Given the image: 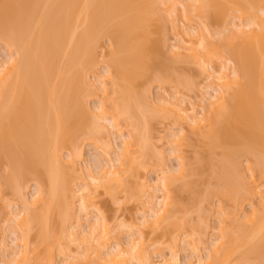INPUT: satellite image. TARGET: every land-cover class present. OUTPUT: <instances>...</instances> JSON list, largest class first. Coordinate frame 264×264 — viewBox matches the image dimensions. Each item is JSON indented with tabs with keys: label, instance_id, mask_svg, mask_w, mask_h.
Masks as SVG:
<instances>
[{
	"label": "bare ground",
	"instance_id": "1",
	"mask_svg": "<svg viewBox=\"0 0 264 264\" xmlns=\"http://www.w3.org/2000/svg\"><path fill=\"white\" fill-rule=\"evenodd\" d=\"M261 2L262 0H233V2L230 0H195V4L192 3L198 17L207 16L220 19L232 10L237 12L241 18H249L251 20L249 23L256 25V28L250 32L238 31L236 34L242 41L238 45L234 44L233 48L230 40L223 39L225 42H221L224 43L221 49L223 53L227 52L230 55L229 59L231 58L232 61H230L236 67L234 77L230 79L220 72L218 78H215L218 83L215 84L218 87L217 92L221 95L219 94L217 98L212 96V99L215 100L213 102H210L211 98L209 99L210 111L208 107L207 117L197 120L195 115L189 116L191 124L187 123L197 131L204 123H207L209 127V132L199 134L204 140L207 139V151L200 156L203 165L199 162L200 160L198 161L204 166V169L212 170L215 167L210 153L214 148L225 149L220 158L221 161L219 159V163L216 164L218 168L216 171L219 172V175L217 172L213 175L218 178L216 183L214 181L215 186L213 185L209 192L219 195V197L220 195L221 197H237L240 181L235 175L238 169L234 161L241 154L255 156L258 169L264 170V10H259ZM187 7H189L188 10L191 9L190 5ZM150 8V4L144 5L143 0H0V40L9 49L15 51V57H12L8 70L5 69L4 74H1L2 71L0 73V163H5L8 169L7 174L3 176L4 179L2 177L4 181L2 184L7 186V189H10L11 193L17 197L22 196V200L25 202L27 201L26 198L24 199V188L29 178L35 180L40 187L42 186L41 188L46 187L42 194L40 189V192L36 194L38 196L34 197L33 202H36L34 205L38 206L37 210L33 209L32 212L29 207L30 211L24 218L16 217L20 219H14L17 220L15 224L18 223L17 226L15 225L16 228L18 227L20 233L22 232V240H20L23 241V251L17 259L14 257L15 259L9 264H52L51 253L54 244L52 246V243L49 244V242L57 241L55 246L58 245L56 230L59 229L58 232L61 233L58 226H63L64 218L68 217L65 215L67 214L65 213L67 211L65 210V192L69 188L63 172L61 157L58 154L63 148H68L75 151H72L74 154L76 153L75 156H80L79 143L87 137L97 139L95 137L99 131L96 130L97 123H94V128L90 127L89 121L85 117V104L81 93H83L86 69L94 60L92 54L95 49L94 45L97 44L101 35L107 36L114 48L108 67L110 65L116 75V82H112V87L114 86L113 93L117 94V97L112 103L113 113L111 112V116H109L110 113L107 114L105 110L103 111V107H101L102 112L100 113L105 120L107 118L110 120L109 124L112 127L117 128L122 122L121 120L124 119L122 123H132L138 137H136V132H133L132 135H128L129 141L126 139L127 142H124L123 138L124 143L121 144L122 148L120 149L122 151L118 150L120 154H117L116 157V165H120L118 172L114 170L115 172L110 173L107 170L110 174L106 175L99 170V173L101 171L99 178L96 173L93 181L94 183L98 182L95 184L97 187L101 186L100 188H109L112 182L114 184L122 182L118 178V173H121L120 169L125 170V166L132 169V161L133 163L135 161L132 157L134 155L130 152L131 145L142 148V150L138 149L140 151L138 153L143 154L141 159L145 158L146 160L149 156L150 153L147 151H150V147L148 148L149 144L147 146L148 138L145 136L146 127H144L147 120L141 115L143 112L140 113L143 109L142 98L140 99L137 95L132 98L127 93L131 86L135 85L136 87L139 80L140 82L141 79L150 82L155 81L157 77L159 61L156 62V59L160 60L157 57H161V55L157 41L150 38L151 33L147 26L146 14H150ZM185 10L188 11L186 7ZM258 11L263 14H261L262 18L256 14ZM206 44L209 43L206 42ZM206 44H203L199 57L195 56V58L211 63L214 58L222 56L221 49L218 50L211 46V43ZM229 46H231V50H229ZM180 49L186 50V47L179 44L176 50ZM190 50L194 51L193 48ZM161 58L163 59V57ZM157 79L160 82L171 80V78ZM239 79L242 80L241 83ZM104 90L106 89L104 88ZM229 91L231 92L229 93ZM159 102L163 101L160 99ZM164 102L162 104H165ZM210 115L211 117L208 118ZM118 118L120 119L118 120ZM142 119L144 120L142 121ZM89 120L92 121V119ZM182 131H179V134ZM84 134H87L86 137ZM144 137L147 141L144 140ZM183 137H175L180 143L175 139L176 146L181 145L184 141ZM79 138L81 139L79 140ZM133 141L138 145L133 144ZM176 149L174 148V150ZM147 153L148 156H146ZM134 158L136 159L135 156ZM179 161L177 172H179V177H183L185 165L182 158ZM114 165L112 168H116ZM107 171L105 170V172ZM167 179L169 178H163L161 185L158 182L161 187L159 191L162 192L160 197L164 201L160 199L161 202H158L160 204H157V210L150 211V219H154V222L152 220L154 226H150L152 228L158 229L160 223L170 218L169 205L171 204L170 201L169 204L166 201L169 200L168 197L170 198L168 193L172 183H169L170 181ZM154 197L157 198V195ZM49 213H52L54 217L52 215V217H48ZM144 222L146 223V221ZM34 224H40L39 229L41 230H39L37 239L47 245L45 248L47 253L41 257H39V253L33 254L39 256L31 259L28 257L29 251L26 243L29 241V231ZM97 225H100L101 228ZM97 225L95 227L99 228L100 233L106 230L104 223H97ZM243 225L238 226L234 235L222 229V242L213 245L214 252L212 255L208 254L206 263L197 260L195 263L230 264L232 258L239 254L242 262L264 264V211L261 215L252 213L246 218ZM171 226L175 230L180 228L176 224ZM93 228L94 226L92 230ZM18 230L16 231L18 232ZM17 232L16 234H18ZM94 232L92 231L89 237H93ZM76 236L74 238L78 239ZM133 246L130 249L135 250L136 248L137 252V246ZM33 251L37 253L35 249L31 250V252ZM123 253L122 250L117 249L113 253H109L104 264H127ZM193 253L195 255V252ZM133 255L136 257L131 254L129 262L134 260L137 264H152L147 260V256L143 257V254ZM100 258L97 254L95 260L91 261L86 256V260H90L91 264L101 263ZM170 258L168 261L164 259V263L160 264H180L175 252H171ZM77 261L79 260L77 259ZM86 262L82 263L88 264ZM193 262L189 261L184 264H194Z\"/></svg>",
	"mask_w": 264,
	"mask_h": 264
},
{
	"label": "rangeland",
	"instance_id": "2",
	"mask_svg": "<svg viewBox=\"0 0 264 264\" xmlns=\"http://www.w3.org/2000/svg\"><path fill=\"white\" fill-rule=\"evenodd\" d=\"M167 1L143 0L144 5L149 3L151 7L150 14H146L148 18L147 26L151 33L150 38L157 41L158 50H160V55L163 59L160 56L157 57L160 60L156 59V62L159 61V66L156 64L158 70L155 81L145 82V80L141 79V82L139 80V84L137 83L136 87L135 85H133L134 87L131 86L127 93L132 98L136 95L140 99L142 98L143 109L140 113L143 112L141 115L147 120L144 127H146L145 132L147 134L145 133V136L149 142L145 140L146 137H144V140L147 141V146L149 144L148 148L150 147V151L147 152L150 153V157L147 153L146 156L148 157L146 160L145 158L144 160L141 159L143 154L140 155L141 153H138L140 152L138 149L140 150L141 147L137 148L135 145H131L130 152L136 157L135 159L132 156L133 160H135L134 163L132 161V169L126 166L125 170L123 169L124 172L120 169L121 173H118V178L122 182H116L115 184L112 182L114 186L110 184L109 188H100L101 186H98V188L97 184H95L98 182L94 183L93 178L96 173H98L99 178L101 171L106 175L107 173L109 175L114 170L119 171L118 167L120 165H116L117 154L122 151L120 150L122 143L127 142L128 135L130 136L134 132V127L130 121V124L128 122L126 124L122 123L125 119L121 120V123L118 122L120 125L117 128L112 127L109 124L110 120L108 118L105 120L102 113H100L102 112L101 107H103V111L105 110L107 114L110 113L109 116H111L112 103L115 102V97H117V94L113 93L114 86L112 87V82H116V75L110 65L108 67L114 48L110 39L104 35H101L97 44L94 45L95 49L92 53L94 60L86 69L85 83L82 87L83 93L81 95H83V103L85 104L87 115L85 117H87L90 127L94 128V123L96 122L98 128H95L99 131L95 140L94 137H92L93 140H91V137L85 138L88 132L86 135L84 134L85 137L83 138L85 140L82 139L83 141L81 140L82 142L79 143L80 156H75L76 153H73L75 151L72 149V152L68 148H63L58 154L61 157L63 172L69 188L65 192V210H67L65 215L68 217L64 218L65 223L64 225L61 224L63 226H58L61 233L58 232L59 229L56 230L58 245L56 244L57 246H55L57 241L53 243V240H51L49 242V244L52 243V246L54 244V247H52L53 252L51 253L52 264H64V262L65 264H73L79 261L78 264H84L87 261L86 256L92 261L95 260L97 254L101 257V263L99 264H104L107 260L106 256L116 251V249L124 252L123 258L127 260V264H137L134 260L129 261L134 256L133 254L138 256V253L139 256L140 254H143V257L145 255V258L147 256V260L152 264L164 263L163 260L168 261L171 252L176 253L180 264L189 261H194L193 263L196 264V260L206 263L207 257L214 252L213 245L222 242V229L234 235L238 226H244L243 223L247 217L252 215V213L261 215L264 211V170L258 169L257 159L251 154H241L234 161L238 169L235 175L239 178L237 180L240 181L237 197H221V195L219 197V195L209 193L212 190L214 181L216 183L218 178V176L213 175L218 171L216 164L221 161L220 158L225 149L221 147L214 148L210 153L212 154L211 158L215 167L213 166L214 169L212 168V170L209 168L204 169L200 156L207 151V139L204 140L199 134L209 132V127L207 123H204L198 131L196 129L193 130L190 127L191 120L189 117L195 115L194 117L197 120H199L198 118L207 117L206 111H208L209 99L211 98L212 101L210 102H213L215 100L212 99V96L217 98L220 94L217 92L218 87L215 84L217 82L215 78H218L220 72H223L222 74L227 75L230 79L234 77L236 67L231 62V58L229 59L230 55L227 52H222L221 48L224 43L221 42H225L223 39L226 41L227 39L230 40L233 48L242 41L236 33L241 30L250 32L256 28V25L249 23L251 21L249 18H241L237 12L232 10L220 19L207 16L198 17L192 4L195 0H169L168 3ZM230 1L233 2V0ZM188 5L191 8L189 10ZM185 7L188 11L185 10ZM260 9L264 10V0L260 4ZM256 14L262 18L263 14L260 11L256 12ZM206 42L211 43L210 45L218 50L221 49L220 51L223 53L221 57L214 58L211 63L197 59L202 51L203 44H206ZM179 44L185 46L186 50H176ZM190 48H193L194 51L190 50ZM226 48L229 49L228 47ZM14 52L13 49H9L0 40L1 74L5 73V69L8 70V65L10 67L9 63L13 59L12 57H15ZM157 78H171V80L160 82ZM177 81L183 84H179ZM239 82L241 83L242 80L239 79ZM160 99L163 102L166 101L164 102L165 104L159 102ZM166 103L168 104L166 105ZM95 115L96 117L94 118ZM210 117L211 115L208 118ZM89 119H92V121ZM188 122L190 124H187ZM179 131L183 133L180 132L179 134ZM78 136L81 137L80 135ZM176 136L177 138L183 137L184 140L179 146L175 144ZM136 137H138L137 132ZM133 144L136 143L134 142ZM174 148L177 149L174 150ZM179 158L183 159L182 162L185 165L183 177H179V172H177L179 169ZM113 165L117 169L115 167L112 168ZM6 166L5 163H0V264H9L15 259L14 257L17 259L21 255L23 251L22 232L20 233L19 228H16L18 223L15 224L17 220L14 219L24 218L30 209L32 212L33 209L36 211L38 206L35 207L36 205H34V203L36 204V202H33L34 197L38 196L36 194L40 192V189L42 194L46 188H41L42 186L40 187L35 180H30L29 178L26 182L27 184L25 183V188L23 187L24 199L26 198L27 202L23 201L22 196L17 197V195L11 193L10 189H7V186L5 187L2 184V177L7 174L8 170ZM104 168L110 173L108 171L105 172ZM99 170H101L100 173ZM163 178H169L167 181L172 183L168 193L170 198L168 197L167 199L169 200H165L167 203L170 201L171 204L169 205L170 207L168 206L170 208V218L169 220L167 219L168 221L165 220V222L160 223L161 225L157 229L150 227L154 222V219H152L153 222L150 219V211L157 210L158 202L164 201L160 197L162 192L159 191L161 188L159 183L161 185ZM156 186L159 187L157 188ZM156 195L157 198L154 197ZM27 205L28 207H26ZM27 208L28 210H26ZM49 214L50 216L48 215V217H54L52 213ZM144 221L146 223L149 222V224ZM97 223H104L106 230L100 233L99 228L97 229V226L100 225H97ZM172 224L179 225L180 228L175 230L172 228ZM95 225L97 226L95 227ZM93 226L95 229L93 228L92 230ZM39 228L40 224H34L29 231V241L26 245L29 251L28 257L31 259L39 255L41 257V255L43 256V254L47 253L45 252L47 245L42 244L37 239L38 233H40L39 230H41ZM89 229L90 232H88ZM94 230L95 232L97 231V234ZM92 231L94 232L93 237H89ZM78 232L81 236L78 235ZM75 236L78 239L74 238ZM133 245L137 246V252L135 251L136 248L135 250L130 249ZM33 249L37 253L35 251L31 252ZM129 252L132 253L127 254ZM193 252H195V255H193ZM38 253L39 255L36 256ZM89 261L86 263L91 264ZM230 264H248V262H242L239 254H236Z\"/></svg>",
	"mask_w": 264,
	"mask_h": 264
}]
</instances>
